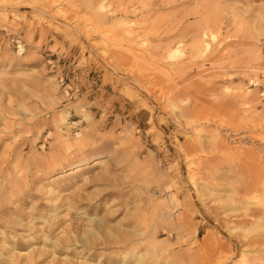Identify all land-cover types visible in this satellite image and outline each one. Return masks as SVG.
<instances>
[{
  "label": "rangeland",
  "instance_id": "rangeland-1",
  "mask_svg": "<svg viewBox=\"0 0 264 264\" xmlns=\"http://www.w3.org/2000/svg\"><path fill=\"white\" fill-rule=\"evenodd\" d=\"M0 264H264V0H0Z\"/></svg>",
  "mask_w": 264,
  "mask_h": 264
},
{
  "label": "bare ground",
  "instance_id": "bare-ground-1",
  "mask_svg": "<svg viewBox=\"0 0 264 264\" xmlns=\"http://www.w3.org/2000/svg\"><path fill=\"white\" fill-rule=\"evenodd\" d=\"M92 29V28H91ZM103 33V32H102ZM111 62V61H110ZM138 83V82H137ZM145 85V84H144ZM101 220V219H100ZM262 221V220H261ZM109 233V232H108ZM132 243V242H131ZM126 246V245H125ZM261 248V247H260ZM124 256V255H123ZM31 261V260H30Z\"/></svg>",
  "mask_w": 264,
  "mask_h": 264
}]
</instances>
